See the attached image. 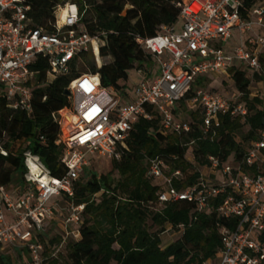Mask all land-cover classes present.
<instances>
[{"label": "built area", "instance_id": "1", "mask_svg": "<svg viewBox=\"0 0 264 264\" xmlns=\"http://www.w3.org/2000/svg\"><path fill=\"white\" fill-rule=\"evenodd\" d=\"M179 6L181 32L178 25L163 26L154 37L137 38L154 55L157 71L150 79L143 74L146 78L135 88L134 97L104 88L98 74L71 82L70 105L54 114L60 128L57 145L65 149L66 174L55 177L39 156L24 152L23 183L11 192L0 185V250H26L28 264H44L41 236L48 235L58 219L63 221L65 240L79 239L85 206L69 200L75 197L76 182L90 159L120 161L137 122L151 120L154 111L162 117L165 131L179 136L190 133L192 126L178 121L173 111L199 77L233 82L226 94L217 88L200 89L190 100L202 109L205 133L219 129L225 116L248 115L244 94L235 89L230 71L264 76V7L255 6L245 14V0H180ZM30 11L26 0H0V97L27 116L34 113L40 72L33 66L40 57L48 59L50 81L68 75L78 54L89 52L95 43L99 50L102 45L99 38L84 32L75 4L56 8L51 31L35 28ZM255 86L259 95L250 93L249 98L264 99V80L252 83L249 92ZM0 152L7 155L1 148ZM167 170L162 160L150 162L149 176L163 185L161 206L189 201L225 221L237 220L233 229L222 230L223 249L212 264H264V132L240 162L223 164L210 158L200 183L185 191L173 184L181 173L168 175Z\"/></svg>", "mask_w": 264, "mask_h": 264}, {"label": "trees", "instance_id": "2", "mask_svg": "<svg viewBox=\"0 0 264 264\" xmlns=\"http://www.w3.org/2000/svg\"><path fill=\"white\" fill-rule=\"evenodd\" d=\"M26 2L31 7L29 16L34 27L50 31L58 6L77 5L84 32L102 42L100 50L95 43L96 54L100 51V56L110 62L97 68L89 61V52H82L69 64L68 75L48 81L49 62L40 57L33 66L40 74L34 90L32 116L11 109L0 97V148L7 154L0 152V185L5 187L16 173L23 174V183L26 151L39 156L55 177L64 176L65 149L57 145L60 128L54 114L70 105L71 97L66 92L71 82L82 75L98 74L104 88L114 89L129 98L125 83L130 71L136 68L148 76L157 71L154 55L141 47L137 38L154 37L161 27L177 26L181 21L180 0ZM255 6L264 7V0H245V14ZM149 68L154 69L150 71ZM230 72L235 89L244 94L248 115L225 116L219 129L205 133L202 109L190 104L198 90H216L212 88L214 79L203 76L173 111L178 121L192 126L190 133L179 136L165 131L163 119L155 111L151 120L140 119L122 159L111 161V172L106 175L91 173V178L86 180L84 171L76 182L75 197L69 202L85 206L81 215V237L65 240V235L56 231L47 247L46 240L50 237L41 236L44 264H212L215 261L223 249L222 230L225 227L233 229L237 220L225 221L215 212L200 211L189 201L161 206L159 195L163 185L149 176V168L152 160L164 161L168 175L181 173L173 184L177 190L185 191L200 183L210 158L219 159L223 164L242 161L264 132V99L249 98L251 84L264 80V76L235 69ZM222 82L223 85L227 83ZM228 90L230 88L225 86L222 93ZM181 110L186 112L188 120L180 118ZM189 154L194 162L189 160ZM115 173L119 176L117 179L113 177ZM150 224L157 231L151 232ZM168 229L179 232V238L164 245L161 236ZM15 251L19 257L27 259L25 264H28V252ZM10 262L7 255L0 253V264Z\"/></svg>", "mask_w": 264, "mask_h": 264}, {"label": "rangeland", "instance_id": "3", "mask_svg": "<svg viewBox=\"0 0 264 264\" xmlns=\"http://www.w3.org/2000/svg\"><path fill=\"white\" fill-rule=\"evenodd\" d=\"M235 40L236 39H233L231 44H234ZM88 59L91 63L95 64L97 68H100L101 65L104 63L110 62V59L102 58L100 56V52L97 55L95 52V47L89 51ZM153 69L149 68L150 71ZM143 74H144V72L141 73L136 68L133 69L132 71H130L129 79L125 83L126 90L130 94V96L134 97L135 88L137 87V85H139L144 80V78H146ZM147 78L150 79L151 77L148 76ZM232 85H233L232 81H228L225 85H223V83L221 81H214L212 83V88L213 89L217 88L221 92L225 86H227L228 88H231ZM258 92H259V87L255 86V88L253 87V89L251 90L250 93L253 95H257V94L259 95ZM116 94L120 95V92H117ZM253 98H254V96L251 97V99H253ZM179 114H180V116H181L180 118L182 120H188L189 119L186 112H184L183 110H181L179 112ZM188 158L190 161L194 162V158L191 154L188 155ZM88 171H90V173ZM111 171H112V162L106 158H99L98 156H96V157H94V159H92V161H90L89 166L85 169V176L84 177L86 180H89L91 178V175H92L91 173H96L99 175H101V174L106 175ZM206 173H207V171H206ZM113 177L117 179L119 176L117 173H115V174H113ZM22 179H23V174L22 173H16L13 177L12 182L6 187V190L8 192H11L13 189H15L21 183ZM62 226L59 228L57 227L59 230H54L53 232L49 230V232H47L48 237H50L46 240V242L48 243L47 247H49L50 239H51V237H53L55 235L56 231L64 234L65 229H64V226H63V228H62ZM149 226H150L151 232L157 231V229L155 227H152L151 224ZM161 237H162V240L164 242V245H167L171 242H174L175 240H177L179 238V232L168 229ZM7 252H8L7 253L8 257L11 260L10 264H25V259L19 257L18 254L15 251H13L12 247H9Z\"/></svg>", "mask_w": 264, "mask_h": 264}, {"label": "crops", "instance_id": "4", "mask_svg": "<svg viewBox=\"0 0 264 264\" xmlns=\"http://www.w3.org/2000/svg\"><path fill=\"white\" fill-rule=\"evenodd\" d=\"M181 26H182V23L180 22L179 24H178V27H177V31L178 32H181ZM6 216H7V218L8 219H10V216H9V214L8 213H6ZM54 225V226H53ZM64 226V224H63V221L62 220H60V219H58V220H55L54 222H52L51 223V225H50V228H49V230L50 231H54V230H59L58 228L59 227H61V226ZM63 226H62V228H63ZM58 227V228H57ZM8 251V248H4V249H2V250H0V253L1 254H5V255H7V252ZM13 251H15V249H13ZM16 252V251H15ZM17 253V252H16ZM8 256V255H7ZM27 259H25V263H27Z\"/></svg>", "mask_w": 264, "mask_h": 264}, {"label": "water", "instance_id": "5", "mask_svg": "<svg viewBox=\"0 0 264 264\" xmlns=\"http://www.w3.org/2000/svg\"><path fill=\"white\" fill-rule=\"evenodd\" d=\"M66 94L71 97L70 91H67Z\"/></svg>", "mask_w": 264, "mask_h": 264}]
</instances>
